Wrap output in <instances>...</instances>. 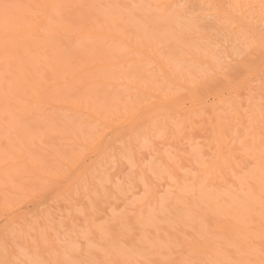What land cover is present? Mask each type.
<instances>
[{"label":"bare ground","instance_id":"1","mask_svg":"<svg viewBox=\"0 0 264 264\" xmlns=\"http://www.w3.org/2000/svg\"><path fill=\"white\" fill-rule=\"evenodd\" d=\"M104 1L0 0V3L23 6L14 10L17 26L8 53L14 75L7 81L5 46L0 38L1 215L10 212V208L15 212L12 207L19 198H39L38 190L43 188L41 181L52 180L53 175H58V168L46 164L47 160L55 164L71 163L72 158L77 159L79 154L73 152L75 147L81 146L84 149L90 141L91 146L94 142L100 145L104 141L101 140L103 135H100L101 138L95 137L96 140L100 139L99 143L90 139L99 127H104L105 131L110 129L108 132L111 138L117 140L119 132L115 133L113 127L124 124L127 134L121 145L114 147V139L110 143L114 153L118 148L125 150L128 153L125 159L131 163L129 167H135L129 172L131 174L134 171V175L129 177L132 186L128 191H131V195L124 196L130 212L121 214V208H124L121 206L119 210L122 212L117 213L118 209L112 211L105 222L97 223L94 218L85 220L84 223H88L86 234L90 238H97L106 247H100L97 241L96 245L86 248L88 256L84 258L130 264H188L190 261L211 264L245 261L261 264L264 260V125L261 122L264 104V15L261 13V0H201L209 7L210 15L220 22L221 27L227 28L248 44L249 51L244 59L233 60V66L242 73L238 80L230 78V70L227 68L212 69L208 54L179 45L185 37L200 38L202 34L199 31L189 28L187 32L175 33L171 22L167 23V15L163 14L156 23L165 28L166 34L158 38L152 30L135 28L138 19L145 17L146 12L134 13L132 6L123 0L118 5L122 10H131L129 12L134 17L121 13L115 20L101 9ZM149 1L139 0L142 3ZM112 21L120 22L123 29L109 27ZM115 42L123 45L121 50L113 45ZM176 46L183 49L187 60L204 63L209 71L193 73L195 80L192 81L184 78L176 80L171 66L155 57L152 51L154 47L160 51ZM150 50L152 53H149ZM176 84L183 92L178 90L177 93L170 89ZM221 85H225L223 89L229 88L225 96H220L216 91L220 92L221 89L216 87ZM6 89L11 96L8 102L5 100ZM208 94L213 97L212 100H209ZM57 110L79 114L82 120L70 119L75 114L70 117L69 114L63 115L66 112L58 113ZM249 116L252 117L251 122ZM114 121L117 123L113 124ZM141 139L147 143L141 144ZM91 146L87 150L92 152L94 149L95 153L96 146ZM103 146L101 144V149ZM88 151L80 152L90 153ZM94 153L97 158L102 154ZM107 154L104 152L102 159L107 160L112 156L110 154L107 157ZM84 160L79 162L78 166L82 164L79 168L88 163ZM94 163L91 168L93 174L88 175L86 168H82V171L80 168L77 170L80 172L75 173L77 167L73 171L75 178L81 176L79 179L83 183H80L85 186L81 184V189L87 194L92 192V185L97 184L93 181L102 172L99 169L101 164ZM65 175L62 174V177ZM115 177L113 175V179ZM122 178L126 177L120 176V180L118 178L116 181L119 183ZM113 179L109 178L108 182ZM67 180L66 183L73 181ZM112 181L108 185L111 190ZM61 182L64 184L63 180ZM54 186L50 185L53 191ZM50 187H46V190H52ZM140 188H143V196L140 199L133 198V190ZM162 188L165 189L163 198L166 203L160 206L158 194ZM62 189L60 191L64 194L65 188ZM78 190L80 192V188ZM55 191L53 196L58 194ZM116 200L113 202L116 203ZM23 202L18 203L21 205ZM71 205L73 207V203ZM17 206L16 212L19 210ZM72 210L79 215L83 214V211ZM91 210L88 212L94 214V209ZM13 212L7 214L10 216L12 213L14 216ZM9 216L5 222L9 221L11 226L17 221V214L14 219ZM19 221L21 218L17 224L22 222ZM33 224L36 225V222ZM38 227L40 232L44 231V227ZM51 231L53 234L54 228ZM4 232L0 237L4 236ZM46 232L48 235L51 233ZM22 234L25 236L26 233ZM41 235L43 233L34 242V238L28 237L32 242L29 241V245H36V250L46 244V241L42 242L44 239L39 238ZM54 237V240L51 238L46 244L51 247L48 250H52L48 259H66L69 255L63 258L59 254L64 249L58 252L62 242ZM70 247L67 249H74L76 245ZM70 253L74 257L84 255L75 251ZM7 256L15 260V255L10 251Z\"/></svg>","mask_w":264,"mask_h":264},{"label":"rangeland","instance_id":"2","mask_svg":"<svg viewBox=\"0 0 264 264\" xmlns=\"http://www.w3.org/2000/svg\"><path fill=\"white\" fill-rule=\"evenodd\" d=\"M121 1H123V0H105L104 2H103V4L101 5V9L106 13V15L107 16H109V17H112V18H115V20L119 17V15H121V13H123V14H129V16H131V17H134L133 15H132V12H129V11H133L134 13H139V12H141V11H144V12H146V16L145 17H142V18H140V19H138V22H137V24H135V28L137 29V30H152L153 32H154V35L155 36H157L158 38L159 37H163L164 36V34H166V31H165V28L163 27V26H160V25H158L156 22L158 21V20H160V17L163 15V14H166L167 15V23H169V21L171 22V24H172V26H173V29H174V32L175 33H183V32H187L188 31V29L189 28H192V29H195L196 31H199L201 34H202V36L200 37V38H195V37H185V38H183V39H181V41H180V43H179V45L180 46H182V48H185V47H191V48H193L195 51H199V52H201L202 54H208V57H209V61H210V63H211V67H212V69H214V70H216V69H219V68H227V69H229L230 70V73H229V76H230V78H232V79H235V80H238L240 77H241V75H242V73H240L239 72V70L237 69V68H235L233 65H234V62H233V60L234 61H241V60H243L244 59V57H245V55L247 54V52L249 51V49H248V44L243 40V39H241V38H238V36L237 35H235L234 33H232V32H230L227 28L225 29V28H223V27H221L220 25H219V21H217V19H215V18H213L210 14H211V11L209 10V7L206 5V4H203L202 3V1L201 0H175V1H172V0H150L148 3H142V2H139V0H124L127 4H129V5H131L132 6V9L131 10H126V9H121L120 8V6L118 5V3L119 2H121ZM166 2H167V5H166ZM160 6H163V7H160ZM219 22V23H218ZM218 24V25H217ZM109 27H111L112 29H120V30H122L123 28V26H122V24L120 23V22H117V21H112V23H109ZM169 28L167 27V30H168ZM170 31H167V33H169ZM195 35V34H194ZM117 49H119V50H121L120 48H122V46L123 45H121L120 43H118V42H115L114 44H113ZM181 47H178V46H176V47H173V48H165V49H162V50H160V51H156V48L154 47L153 49H152V51H153V54H154V56L155 57H157V58H161L162 59V61L165 63V62H167V64H169L170 66H171V72H172V75L176 78V80H180V79H182V78H184L186 81H192V80H195L194 78H195V76L193 75V73H196V72H198V73H205V72H207V71H209V67L206 65V64H204V63H200V62H195V61H189V60H187L186 59V56H185V53H184V51H183V49H182ZM149 53H152L151 52V50L149 51ZM148 61V60H147ZM146 61V62H147ZM176 86V87H175ZM178 87V88H177ZM179 88H181L178 84H176V85H173V86H171L170 87V89L172 90V91H176L177 93H179V92H183V89L181 88V89H179ZM217 89L218 88H220L219 90H220V92H218V90H216L217 91V93H219L220 94V96L221 95H223V96H225V94H227V92L229 91L228 89L229 88H226V89H223V88H225V85H221V86H219V87H216ZM128 90V89H127ZM178 90H179V92H178ZM215 91V92H216ZM127 92H129V91H127ZM264 92V91H263ZM262 92V94H263V96H264V93ZM210 94H212L211 92H209ZM210 94H208L209 96H208V98H209V100H212V98L213 97H211L210 96ZM218 95V94H217ZM219 96V95H218ZM262 98H264V97H262ZM263 100V99H262ZM58 111V113H65V114H63V115H66V114H69L70 115V117L73 115V114H75V115H73L70 119H74V120H82V118H80L79 116V114H76V113H71V111H67V110H57ZM64 111V112H63ZM70 112V113H69ZM79 118H78V117ZM74 117V118H73ZM82 117H84L83 119H87V120H90V118L88 119V117H86V116H82ZM116 121H114V123L113 124H116L115 123ZM117 126V125H116ZM124 127V129L122 128L121 130L119 129V128H121V127ZM115 127V126H114ZM113 127V129H114V132L115 133H118V135H119V139H117L116 140V138H111V136L112 135H110L109 134V132H108V130H110V129H107L106 131H105V128L104 127H102L101 126V128L99 127L98 129H97V136H96V133L90 138L91 140H92V142L94 141V140H96V138L95 137H98V138H101L102 137V139L101 140H104V141H101L102 143V146H103V144L105 143V145L102 147V149H104V152H107L108 154H107V157H108V155L110 156V154H112V156H113V154H114V157H108V159L107 160H104V159H102V155H103V150L101 149V144L100 145H98V144H96L95 142L94 143H92V146H91V141H90V139L89 140H87V141H90V143L86 146V147H84V149H83V147H81V146H77V147H75L74 148V151L73 152H79V154L80 155H84L83 157L82 156H80L79 154H77L78 155V157H77V159H80L79 161L76 159V157H75V159L74 158H72V160H73V162H71V160H69L71 163H67V162H57V164H55V163H52L51 161V163L47 160L46 161V164H50L52 167H54L55 169L56 168H58V169H60V170H58L57 169V171H58V175L57 174H55V175H53V179L51 180H42L41 182H42V184H43V190H45V192H47V193H45L42 189L41 190H38V197L39 198H36V200H35V198H31L30 197V199H29V197L28 198H25V200L27 201V203L29 202V204H27L26 203V201L23 199V198H19V199H17V198H15V199H17V201L16 202H14L15 203V205H14V207H12L14 210H15V212H16V208H15V206H16V204H18V208H19V210L16 212V214H17V218H16V220L18 221V220H20V218H21V221L23 222V224H22V222L21 221H19V223L20 224H17V221L16 222H14L13 224H11V226H10V224L8 223V222H5V221H7V218H8V216H9V214H7V213H10V212H13V210L10 208L9 210H11L10 212H8V211H6L5 213H3L2 215H1V213L2 212H0V224H1V228L3 227V225L5 224H7L8 223V225H4V227L2 228V229H0V234L2 235V233L4 232V236H2V237H0V259H4V258H6V248H7V250H8V253H9V251L12 253V254H14L15 255V260H19V261H25V262H29V261H31V260H34V259H36L37 257H38V255L40 256V254H41V257L42 258H44V259H48V257L50 258V256H51V254H49V252H52V250L51 251H49L50 249H51V247L49 248V246H46V244L51 240V238L54 240V236H56V237H58L57 239L59 240V242L61 243L62 242V244L63 245H61L60 243H58V240L56 239V241H57V243L59 244V245H61V247L60 248H58V252L60 251V250H63L62 252L65 254V257H64V254L62 253V252H59V254L61 253L63 256V258H66L68 255H69V257H67L66 259H69L70 257H72V258H74V259H85L84 257H86L87 258V256H88V254H87V252H86V254H84L83 256H81V257H74V256H72V254L70 253V252H72V251H75V248L74 249H72L71 247L72 246H75V245H77L80 241H82V238L84 239V233L86 234V231H88V223L86 222V224L84 223L85 222V220L87 221L89 218H91V219H95L96 221H97V223H102V222H105L104 220H108L110 217H109V213L111 214L112 213V211H116L117 209H118V211H117V213H121L122 211H123V213H121V214H125V213H127V212H130L129 211V206H128V204H127V201H125V198H124V196L125 195H127V196H125V197H128L129 195H131V191H128L129 189H131V179L129 178L130 176H132V175H134V171L130 174L129 172H131L132 170H133V167L132 168H130L131 166V163H130V161H127L125 158L126 157H128V153L125 151V150H120V148H118V149H115L114 151H115V153H116V155H115V153L113 152V146H112V144L113 145H115L114 147H117V146H120L121 145V143L123 142V140H124V138L126 137V134H127V132H126V130L125 129H127L125 126H124V124L123 125H121L119 128L118 127H115L114 128ZM104 129V130H103ZM117 129H119V131L117 130ZM103 132H102V131ZM117 131V132H116ZM99 132H102V133H100L99 134ZM105 132H107L106 134H105ZM99 134V135H98ZM100 135H103V136H101L100 137ZM106 135V136H105ZM107 136H109V138L107 137ZM123 136V137H122ZM105 137V138H104ZM107 137V138H106ZM161 137V136H160ZM97 138V139H98ZM94 139V140H93ZM114 139V141L115 142H113L112 143V140ZM122 139V140H121ZM127 139V138H126ZM100 139H98V140H96V142L97 143H99L98 141H99ZM106 140V141H105ZM110 141H111V143H110ZM57 142V141H56ZM108 143V144H107ZM117 143H118V145H117ZM140 143L141 144H146L147 142H146V140L145 139H141L140 140ZM94 144H96V145H94ZM107 144V145H106ZM120 144V145H119ZM88 146H91L92 148L93 147H95V149L97 148V150L95 151V153H102V154H100L99 156H98V158H97V154L96 155H93V153H94V149H93V151L92 152H90L91 150H90V147H89V150L90 151H88L87 149H88ZM98 146H100V148L98 147ZM105 146H106V148H105ZM81 147V148H80ZM108 147H110V149L108 148ZM91 148V149H92ZM108 148V149H107ZM79 149V151H77ZM81 149H83V150H81ZM99 149H101V151L99 150ZM105 149H107L108 151H106ZM85 150V151H84ZM80 151H82V152H90V153H81ZM99 151V152H98ZM94 153V154H95ZM76 154V153H75ZM86 154V155H85ZM90 155V158L88 157V156ZM117 156V157H116ZM84 157H85V159H86V157H87V159L86 160H84ZM92 157V158H91ZM120 157V158H119ZM82 158V159H81ZM147 158V157H146ZM94 159H96V160H94ZM118 159V160H117ZM120 159V160H119ZM125 159V160H124ZM78 162H77V161ZM82 160H84V162H88L87 164H85L84 162H83V164H85V165H83L82 167H80L79 168V166L80 165H82L81 163H80V165L78 166V164H79V162H82ZM93 160V161H92ZM98 161V162H97ZM76 162H77V164H76ZM90 162H91V164L92 163H96V165L98 164V163H100L101 164V167L99 168V169H101L102 170V172L100 173V175H99V177L97 178V179H95L93 182L94 183H97V184H101V185H97V184H94V185H92V186H94V187H92L91 189H92V192H94V193H92L91 191V193L89 192V194H87L85 191H84V189H81V188H83V180H81V179H79L80 177L78 176V179H77V176H76V178L74 177V175H73V173L75 172H80V171H82L84 168H86L87 169V173H88V175L89 174H93V171H92V166H93V164L91 165L90 164ZM126 162V163H125ZM129 162V163H128ZM94 163V164H95ZM128 163V164H127ZM54 164V165H53ZM62 164V165H61ZM75 166H74V165ZM49 165V166H50ZM57 165H60V166H62L61 168L60 167H58ZM63 165H64V167H63ZM87 165L89 166V167H87ZM126 165V166H125ZM70 166V167H69ZM71 166H73L72 168H71ZM123 166V167H122ZM130 166V167H129ZM78 167V168H77ZM63 168V171L61 170ZM64 168H66L65 170H64ZM77 168V169H76ZM83 168V169H82ZM135 168V167H134ZM69 169H71V170H69ZM76 169V170H75ZM80 169V171H77V170H79ZM89 169H91V170H89ZM116 169V170H115ZM69 170V171H68ZM75 170V171H74ZM130 170V171H129ZM74 171V172H73ZM119 171V172H118ZM125 171V172H124ZM60 172H63L62 174L63 175H65V176H63L62 177V174L60 173ZM69 172V173H68ZM72 172V174L70 175V173ZM112 172H114V173H112ZM65 173V174H64ZM74 173V174H75ZM122 174V175H121ZM130 174V175H129ZM57 175V176H56ZM73 175V176H72ZM110 175V176H109ZM113 175L115 176L116 175V179L114 180L113 179ZM117 175H118V177H117ZM127 175V176H126ZM54 176H56V178H57V180H55L56 178L54 177ZM69 176H72L73 178H71V177H69ZM120 176H122V177H126V178H122V180H121V182L119 181V183L117 182L118 181V178H119V180H120ZM60 177V178H59ZM64 178V179H62V178ZM67 177V178H66ZM55 178V179H54ZM109 178H111V179H113V181L112 180H110V182H108L109 181ZM59 179H62L63 181H64V184H63V182H61L62 180H59ZM69 180V181H71L70 179H72L73 181H71V183H66L65 181L66 180ZM76 179H77V184L75 183V181H76ZM128 181H127V180ZM54 180V181H53ZM67 180V181H68ZM117 180V181H116ZM57 181V182H56ZM61 183H60V182ZM111 181H112V184L113 185H111V186H113V189L111 190V189H108V188H110V186H108V185H110V183H111ZM73 182V183H72ZM80 182H82V183H80ZM127 183V185L125 186V184ZM129 182V183H128ZM45 183V184H44ZM47 183V184H46ZM59 185H58V184ZM74 183H75V185H74ZM109 183V184H108ZM118 183V184H117ZM55 184V186H54V191L57 189V191H55V193L57 194H55L56 196H53L52 194H53V188H51L50 187V185L51 186H53ZM56 184H57V188H56ZM60 184L62 185V187L60 186ZM83 186H82V185ZM103 184V185H102ZM104 184H106V185H104ZM115 184H116V186H115ZM121 186H123V187H121ZM124 184V185H123ZM47 185H49V186H47ZM65 187H64V186ZM72 185H74V186H72ZM80 188V192H79V188L77 189V186ZM60 186V188L58 189V187ZM71 188H69V187ZM100 186H101V188H100ZM117 186H119V187H117ZM51 188L52 190H46L47 188ZM65 189H64V188ZM118 189H117V188ZM121 187V188H120ZM64 189L65 190V193H67V195L65 194H63L62 192L63 191H60V189ZM84 188H85V186H84ZM103 190V192L105 191V190H108V191H105L104 193H106V196H104L105 194L100 190ZM62 189V190H63ZM77 189V190H76ZM93 189H94V191H93ZM123 189V191H122V193L120 192L121 190ZM125 189H127V190H125ZM90 190V189H89ZM116 190V191H115ZM133 190V189H132ZM43 191V192H42ZM49 191H51V192H49ZM60 191V192H59ZM76 191H77V193H76ZM102 193H101V192ZM118 191V192H117ZM125 191V192H124ZM133 191H135V196L133 197V198H135V199H140L139 197H141V196H143V188H140V189H138V190H136V189H134ZM139 191H141L140 192V194H139ZM162 191V192H161ZM49 192V193H48ZM70 192V193H69ZM71 192H73V193H71ZM99 192V193H98ZM109 192V193H108ZM129 192V193H128ZM165 192V189H160V192H159V197H160V200H159V204H160V206L162 205H164V203H166V201L164 200V196H165V194L166 193H164ZM41 193V195L39 196V194ZM62 193V194H61ZM68 193H69V195H68ZM87 195H86V194ZM118 193V194H117ZM120 193V194H119ZM125 193V194H124ZM44 194V195H43ZM46 194V195H45ZM79 194H81L80 196H79ZM98 194V195H97ZM113 194V195H112ZM114 194L116 195V196H114ZM124 194V195H123ZM61 195V196H60ZM76 195H77V197H76ZM91 195V196H90ZM93 195V196H92ZM111 195V196H110ZM120 195H122V196H120ZM36 196V197H37ZM41 196H43L44 198H42ZM52 196V197H51ZM58 196V197H57ZM63 196H65V198L63 197ZM78 196H79V198H78ZM84 196H87L88 197V199L87 198H85ZM112 198H110V197ZM112 196H114V197H112ZM48 197H50V198H48ZM54 197V198H53ZM60 197V198H59ZM76 197V198H75ZM84 197V198H83ZM98 199H97V198ZM99 197H101V198H99ZM120 197V198H119ZM138 197V198H137ZM108 198H110V199H108ZM113 198H115V199H117L116 201V203H114L113 202V200H115V199H113ZM33 199V200H32ZM98 201H97V200ZM120 199V200H119ZM19 200V201H18ZM20 200H21V202L22 201H24L21 205L19 204V203H21L20 202ZM31 200V201H30ZM105 200V201H104ZM47 201V203H45ZM81 201V202H80ZM123 201V202H122ZM19 202V203H18ZM71 202V203H70ZM82 202H84V203H82ZM93 203V206H92V203ZM96 202V203H95ZM98 202V203H97ZM102 204H101V203ZM113 202V203H112ZM34 205H33V204ZM69 203V204H68ZM73 203V207H72V204ZM40 204V205H39ZM48 204V205H47ZM101 204V205H100ZM109 204V205H108ZM111 204H112V206H111ZM115 204V205H114ZM125 204H127V205H125ZM39 205V206H38ZM71 205V206H70ZM20 206V207H19ZM29 206V207H28ZM38 206V207H37ZM91 206V207H90ZM95 206V207H94ZM110 206H111V208H110ZM120 206V207H119ZM121 206L123 207L124 206V208H121ZM127 206V207H126ZM70 207V208H69ZM71 207H72V209H76L78 212H80L81 211V213H82V211H83V214H81V215H79L77 212H74L72 209H71ZM87 207H90L89 209L87 208ZM116 207V208H115ZM17 208V209H18ZM21 208V209H20ZM23 208V209H22ZM91 208L92 209H94L93 210V212H94V214H95V216H94V214L92 213V212H88V211H92L91 210ZM101 208V209H100ZM114 208V209H113ZM119 208H121V210L122 211H120L119 210ZM127 208H128V210H127ZM43 209V210H42ZM82 209V210H81ZM60 210V211H59ZM69 210V211H68ZM85 210V211H84ZM103 210V211H102ZM108 210V211H107ZM126 210V212H124ZM24 213V215H23V213ZM73 211V212H72ZM15 212H13V214H14V216L13 215H11L10 214V216H9V218L11 217V218H13L14 219V217H16V214H15ZM37 212H38V214H39V217H38V214H37ZM66 212H67V214H66ZM96 212V213H95ZM106 214H105V213ZM26 213V214H25ZM28 213V214H27ZM54 213V214H53ZM68 213H69V215H68ZM73 213V214H72ZM6 214L8 215V216H6ZM19 214H21L20 216H19ZM50 214V215H49ZM59 214H61L62 216L61 217H59ZM105 215L104 217H106L105 219H104V217H103V215ZM30 217H29V216ZM46 215V216H45ZM78 215H79V217H78ZM89 215H91V217L89 216ZM97 215V216H96ZM7 218H6V217ZM19 216V217H18ZM21 216H23V217H21ZM49 216H51V217H49ZM67 216H68V218H67ZM73 218H72V217ZM81 216V217H80ZM84 216H85V218H84ZM108 216V217H107ZM36 217H38L37 219H36ZM57 217H59V219L57 218ZM63 217H65L64 219H63ZM70 217V218H69ZM22 218H24V220L22 219ZM50 218H53V219H50ZM63 220H62V219ZM81 218V219H80ZM97 218V219H96ZM102 218V219H101ZM30 219L32 220V221H30ZM48 220V221H44V220ZM59 220V222H57L58 220ZM66 219V220H65ZM71 219V220H70ZM75 219V220H74ZM80 219V220H79ZM10 220V219H9ZM25 220H27V221H25ZM38 220H40V221H38ZM61 220V221H60ZM77 220H79V221H77ZM99 220V221H98ZM3 221V222H2ZM25 221V222H24ZM52 221V222H51ZM36 222V225L35 224H33V223H35ZM47 222V223H46ZM51 223V224H48V223ZM62 222V223H61ZM70 222V223H69ZM75 222V223H74ZM78 222V223H77ZM32 223V224H31ZM45 223H46V227H49V225H51L48 229L45 227ZM65 223H66V225H65ZM3 224V225H2ZM53 224V225H52ZM63 224V225H62ZM73 224V226H71ZM20 225H22V226H20ZM24 225H25V227H24ZM29 225H32L30 228H29ZM38 225L40 226V229L42 228V227H44V228H42V230H44L43 232H40V230L38 229L39 227H38ZM56 225H58V226H56ZM67 226V227H65V226ZM79 226L78 227V229L76 228V226ZM16 228H15V227ZM19 226H20V230H18V228H19ZM28 226V227H27ZM63 227V228H61V227ZM81 226H82V228H85V229H87V230H85V229H82L81 228ZM84 226V227H83ZM8 229H7V228ZM22 227H23V229H22ZM34 227H36V229L34 228ZM59 227V228H58ZM72 227V228H71ZM124 227L126 228V225H124ZM27 228V229H26ZM46 228V229H45ZM53 228H54V232H53V234H52V231H51V229L53 230ZM56 228V229H55ZM65 228V229H64ZM6 229V230H5ZM36 230V231H34L33 233H32V231L33 230ZM71 229L73 230V232L71 231ZM77 231H76V230ZM1 230H2V233H1ZM9 230V231H8ZM21 230H23V231H21ZM41 230V231H42ZM62 230V231H61ZM81 232H80V231ZM83 230V231H82ZM84 230H85V232H84ZM7 231V232H6ZM19 231H20V233H19ZM38 231H39V234H38ZM46 231H49V232H51V233H49V235H48V233L46 232ZM57 231V232H56ZM59 231V232H58ZM79 231V232H78ZM31 232V233H30ZM62 234H61V233ZM63 232H64V234H63ZM22 233H26L25 234V236L22 234ZM29 233V234H28ZM40 233H43V235H41V237H39V238H42V242H44L45 243V241H46V244L44 245V244H42V248H43V250H42V248L40 247H38L37 249H39V250H36V249H34L35 247H36V245L34 246V247H32L31 245H29V244H31L32 242H31V240H29L30 238L32 239V238H34V239H32L33 240V242L35 241V240H37L36 238L38 237V236H40ZM79 233V234H78ZM80 233H82V235L80 234ZM27 234L30 236V238L28 239V237H27ZM38 234V235H37ZM60 234V235H59ZM73 234H75V235H73ZM6 235H7V238H6ZM12 235V236H11ZM21 236V238H20V236ZM32 235H34V236H32ZM45 235H47V236H45ZM54 235V236H53ZM9 236V237H8ZM51 236V237H50ZM62 236V237H61ZM26 237V238H25ZM44 237H47L48 239L46 240ZM82 237V238H81ZM9 238H11V239H9ZM15 238V239H14ZM71 238V239H70ZM76 238V239H75ZM77 238H79V239H77ZM2 239V240H1ZM5 239H6V241H5ZM21 239H23L22 241H21ZM24 239H28V241H24ZM73 239V240H72ZM91 239V245H93L94 246V244L96 245V243H98L97 245H100V247H102V248H104V246L105 245H103V244H101L100 243V241H98V239L97 238H90ZM4 240V241H3ZM9 240V241H8ZM13 240V241H12ZM61 240V241H60ZM72 240V241H71ZM21 242V244H20V242ZM31 243H30V242ZM63 241H64V243H63ZM67 241V242H66ZM98 241V242H97ZM66 242V243H65ZM72 242H74V243H72ZM7 243V244H6ZM3 244V245H2ZM9 244V245H8ZM19 244V245H18ZM27 244V246H25ZM65 244V245H64ZM69 244V246L67 247V248H69L70 247V245H71V249H65V247L67 246ZM11 245V246H10ZM86 245V246H85ZM85 249L88 247L87 246V244L85 243ZM10 246V247H9ZM45 246V247H44ZM63 247V248H62ZM106 247V246H105ZM12 248V249H11ZM31 248V249H30ZM45 248V249H44ZM62 248V249H61ZM10 249V250H9ZM14 249V250H13ZM33 249H34V251H33ZM49 249V250H48ZM88 249V248H87ZM14 251V252H13ZM38 251H39V253H38ZM46 251V252H45ZM70 251V252H69ZM41 252V253H40ZM36 253V254H35ZM38 253V254H37ZM47 253L48 255H45V254ZM74 253V252H73ZM75 253H76V251H75ZM5 255V256H4ZM43 255V256H42ZM9 256H11V255H9ZM9 256H7V258L9 257ZM37 256V257H36ZM48 256V257H47ZM12 257V256H11ZM71 258V259H72ZM9 259H10V257H9Z\"/></svg>","mask_w":264,"mask_h":264},{"label":"snow or ice","instance_id":"3","mask_svg":"<svg viewBox=\"0 0 264 264\" xmlns=\"http://www.w3.org/2000/svg\"><path fill=\"white\" fill-rule=\"evenodd\" d=\"M23 7L22 5L11 4L7 2L0 3V38L3 39L5 46V59H6V69H5V79L6 81L9 77L14 75V68L9 58V46L13 43L14 32L17 26L16 17L14 15V10ZM163 7V6H160ZM261 13L264 15V0H261ZM11 99L10 93L5 91V100L8 102ZM252 117L249 116V121L251 122ZM261 122L264 125V104H262L261 109ZM7 163V160L5 161ZM85 243L88 248L91 245L90 237L85 234L84 239L80 241L75 248V251L81 255L86 254V249L84 247ZM8 250L6 248V258L0 259V264H130V262H120V261H99L93 259H44L38 255V257L29 262L19 261L7 258ZM188 264H211V262H197L190 261ZM236 264H251V262L239 261ZM264 264V260L261 261Z\"/></svg>","mask_w":264,"mask_h":264}]
</instances>
